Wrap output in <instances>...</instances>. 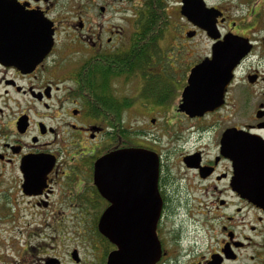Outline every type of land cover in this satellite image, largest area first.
Instances as JSON below:
<instances>
[{"label": "flooded vegetation", "instance_id": "1", "mask_svg": "<svg viewBox=\"0 0 264 264\" xmlns=\"http://www.w3.org/2000/svg\"><path fill=\"white\" fill-rule=\"evenodd\" d=\"M61 1L0 0V11L20 18L12 51L22 59L37 58L40 46L29 44L40 42V25L47 21L53 29V46L37 63L0 62V215L12 220L17 236L24 235L21 254L39 251L34 264H88L75 239L67 244L52 236L77 230L92 252L91 263L106 264L116 247L98 230L111 202L98 188L105 173L97 163L114 151L138 148L158 159L156 200L161 207L155 235L160 257L155 264H264V164L241 177L224 154L237 147L241 134L223 136L233 129L264 141V36L256 35L264 26L256 17L264 0L247 12L246 20L232 19L243 15L225 13L220 1L205 0L207 8L216 10L219 40L237 35L248 39L251 48L232 70L221 106L201 114L180 106L192 68L211 60L215 42L181 15L182 0H162L168 19L155 43L132 37L145 22L143 0H133L139 4L132 10L133 27L113 26L106 18L111 12L127 16V9L114 8L132 0H68L67 17ZM170 1L175 3L171 10ZM25 17L30 22H22ZM169 33L176 52L167 53L161 44ZM201 35L210 42L209 52L184 57L187 41ZM134 42L143 44V52H129ZM131 111L154 130H130V123L139 122ZM245 182L256 187L252 197ZM145 209L137 217L147 215ZM124 211L117 206L116 216H110L122 218ZM41 235L49 237L48 244L37 242ZM64 247H70L65 261L55 254Z\"/></svg>", "mask_w": 264, "mask_h": 264}, {"label": "water", "instance_id": "2", "mask_svg": "<svg viewBox=\"0 0 264 264\" xmlns=\"http://www.w3.org/2000/svg\"><path fill=\"white\" fill-rule=\"evenodd\" d=\"M213 11L216 10L205 7L203 0H182L181 15L194 26L206 31L207 36L215 42L211 49V60H204L190 72L188 86L183 92V102L180 106V109L188 113L201 114L221 106L232 70L251 48L248 39L237 35L227 34L219 40L220 35L214 24L217 14H213ZM30 20L25 17L21 21L26 23ZM19 21L20 18H16L15 13L0 11V62H8L6 65L37 63L53 46L52 25L45 21L39 27L40 42L34 40L29 44L32 47L40 46L37 58L33 61L22 59L20 54L12 51L15 42L13 31L20 25ZM26 27L32 36L30 24L27 23ZM234 132L241 134L237 135L240 136L237 137V147L229 148L224 154L233 161L237 173L247 178L252 166L264 164V141L261 137L244 136V131L233 129L226 130L223 136H232L230 134ZM98 169L105 173L104 184H98V188L111 202V207L98 223V230L116 247V250L108 254L106 264H155L160 257L155 224L161 207L160 201L156 200L159 198L156 155L138 148L117 150L98 161ZM96 178L95 176V180ZM245 183L247 195L252 197V191L256 187L252 189L248 182ZM143 196L154 198V201L142 204L138 198ZM117 206L124 207V217L111 218L116 216L113 212ZM143 207L146 208L147 215L139 218L138 213ZM111 209L113 211H110ZM72 256L75 259L74 253Z\"/></svg>", "mask_w": 264, "mask_h": 264}, {"label": "rangeland", "instance_id": "3", "mask_svg": "<svg viewBox=\"0 0 264 264\" xmlns=\"http://www.w3.org/2000/svg\"><path fill=\"white\" fill-rule=\"evenodd\" d=\"M205 1V0H204ZM208 3L210 4H214L217 1H220L221 5L223 6V8L225 9V13H229V14H233L234 15H239L242 14L243 16L240 18L237 17H232V19L234 20H243L246 18H244V16H247V12L251 11L252 8H254L255 6H257L260 2L259 0H206ZM62 12L64 14L65 17L69 16V7L67 4L69 1L68 0H62ZM169 6L168 9L171 10L172 8L175 7V3L172 1L168 2ZM133 5H135L136 7H132ZM264 5V4H263ZM139 6V4L136 3V1H129L127 4H123L122 6L116 7L114 8V11H118V10H122V9H127V16L123 15V16H118L116 14H112V12L109 14L108 17L110 20H112L111 24L113 26L116 25H122V26H128L130 25V27H133V18H132V10H135L137 7ZM258 14H256V17H258V20H263L264 21V9L261 10L260 12H257ZM168 14L174 18V15L172 13V11H168ZM125 18L127 20V23L125 24V20L120 21L119 18ZM105 18V19H106ZM112 18V19H111ZM248 20H252L248 19ZM132 29H130L131 32ZM264 26L258 30V33H256L257 37H263L264 36ZM170 36L167 37V39H165L161 44L163 46V49L168 53L170 51L176 52V50L171 47L172 42H170V37L171 34L169 33ZM187 45V49L184 51H182L181 54L184 55V57H186V54L184 53H190L192 55V58L194 59L197 56H200V54H204L209 52V46H210V42L209 40H207V38L203 35L199 36L198 38H195L194 40H189L186 43ZM169 48V49H168ZM168 49V50H167ZM189 57V56H187ZM131 92V91H130ZM129 95L131 96H135V93H129ZM132 117H136L138 118L139 122L138 125L135 121H133L132 123H130L129 128L130 130H134L140 126H144L145 128L149 129V130H154L153 127L150 126V124L146 123L145 120L142 118H140V115L138 113H136L135 111H131L130 112ZM225 125H228L225 124ZM245 124H241L240 126H244ZM182 127L184 129L188 128V125H182ZM0 215V264H34L37 260H40V256H38V252L34 251L31 254L28 255H22L21 254V247L19 244H23V242L25 241L24 235L21 236H17L15 233V229L13 230L12 227L13 225L12 220L10 218H6ZM28 221L24 222L25 224ZM22 225L25 226V228L31 224V228L36 227L34 222H28V225ZM21 225H19V228H22ZM68 229L74 230L72 225L69 223L67 225ZM24 230V229H23ZM76 232H80L75 230ZM75 231H73L72 233L70 232V235H68L67 231L64 230L63 233H52V236H57L59 241H64L67 244H73L74 242H72L73 239H75L76 243L75 246H77V250H79L78 253H80V255L84 258L86 257V259L88 260L87 263L88 264H92L91 263V251H87V244H83L81 235H78ZM48 234V231L46 230L45 235ZM16 237V238H15ZM41 241L43 244H48L49 242V237L45 238L43 237V235H41L39 237V239L37 240V242ZM15 242V243H13ZM15 244L19 247H15ZM70 247H64L63 249H61L60 251H57L55 254H57L58 256H60L63 261H65V255H66V251L69 250ZM47 252L51 255L52 252L51 250H47ZM32 256H34L35 258H33ZM32 259V262H31ZM36 260V261H35ZM35 261V262H34ZM63 264H69L67 262H64Z\"/></svg>", "mask_w": 264, "mask_h": 264}, {"label": "trees", "instance_id": "4", "mask_svg": "<svg viewBox=\"0 0 264 264\" xmlns=\"http://www.w3.org/2000/svg\"><path fill=\"white\" fill-rule=\"evenodd\" d=\"M143 6L147 9L145 14V22L137 28L132 37L150 38L151 43H155L159 38L161 39L164 31L166 30V20L168 19L164 11L162 0H143ZM139 42H134L129 52H138ZM146 45V44H145ZM139 52H143L140 50Z\"/></svg>", "mask_w": 264, "mask_h": 264}]
</instances>
